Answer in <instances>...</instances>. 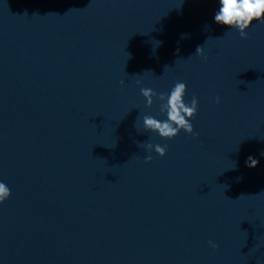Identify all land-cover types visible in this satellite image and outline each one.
I'll use <instances>...</instances> for the list:
<instances>
[{"label":"water","instance_id":"water-1","mask_svg":"<svg viewBox=\"0 0 264 264\" xmlns=\"http://www.w3.org/2000/svg\"><path fill=\"white\" fill-rule=\"evenodd\" d=\"M218 9L0 0V264H264V23ZM178 81L194 134L163 139L140 89Z\"/></svg>","mask_w":264,"mask_h":264},{"label":"clouds","instance_id":"clouds-1","mask_svg":"<svg viewBox=\"0 0 264 264\" xmlns=\"http://www.w3.org/2000/svg\"><path fill=\"white\" fill-rule=\"evenodd\" d=\"M219 9L214 14V22L218 25L226 26L228 29L238 30L242 39H248L247 29L254 21L264 23V0H218ZM182 39L186 36L182 35ZM161 42H158L159 44ZM195 55L204 56L203 46H198ZM206 59V57H204ZM121 85L124 84L122 80ZM137 85L141 84L140 80L136 81ZM187 86L183 82H177L172 88L170 94L156 93L151 88L141 87V95L145 98L148 107L154 102V97L160 101V112L166 114V119L160 120L151 115H145L142 118V127L145 131L155 132L163 139L175 138L181 130L192 135L194 134L193 125L190 122L195 117L198 110V100L193 97L190 103L184 100ZM216 103H220L219 97ZM136 127V124H135ZM138 130V129H137ZM139 131V130H138ZM139 147L145 148L151 152L154 148L155 152L163 157L166 155V147L159 144L153 145L150 142L139 143ZM264 155V153H262ZM152 156L145 157V162H150ZM259 161L249 156L245 161L246 166L255 168ZM236 165L232 168H235ZM11 195V190L2 181H0V204L5 202ZM209 247L213 250L218 245L213 241H208Z\"/></svg>","mask_w":264,"mask_h":264}]
</instances>
